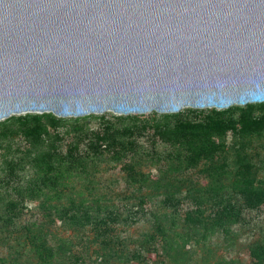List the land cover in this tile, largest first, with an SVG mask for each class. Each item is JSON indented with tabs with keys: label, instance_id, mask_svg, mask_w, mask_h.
<instances>
[{
	"label": "trees",
	"instance_id": "16d2710c",
	"mask_svg": "<svg viewBox=\"0 0 264 264\" xmlns=\"http://www.w3.org/2000/svg\"><path fill=\"white\" fill-rule=\"evenodd\" d=\"M264 103L0 121V264H264Z\"/></svg>",
	"mask_w": 264,
	"mask_h": 264
},
{
	"label": "water",
	"instance_id": "95a60500",
	"mask_svg": "<svg viewBox=\"0 0 264 264\" xmlns=\"http://www.w3.org/2000/svg\"><path fill=\"white\" fill-rule=\"evenodd\" d=\"M264 103V0H0V121Z\"/></svg>",
	"mask_w": 264,
	"mask_h": 264
},
{
	"label": "rangeland",
	"instance_id": "374dc122",
	"mask_svg": "<svg viewBox=\"0 0 264 264\" xmlns=\"http://www.w3.org/2000/svg\"><path fill=\"white\" fill-rule=\"evenodd\" d=\"M212 109H216V108H212ZM182 110H183V109H182ZM107 113H112V114H114V115H118V114H115V113H113V112H107ZM69 118H71V117H69ZM251 215L254 217L255 220H259V221H261V220L264 219V210H262V211H260V212H253Z\"/></svg>",
	"mask_w": 264,
	"mask_h": 264
}]
</instances>
